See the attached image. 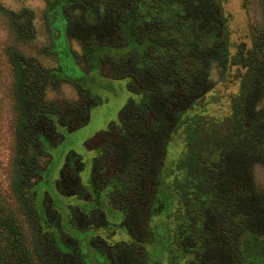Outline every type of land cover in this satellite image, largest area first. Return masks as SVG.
<instances>
[{
    "label": "rangeland",
    "instance_id": "obj_1",
    "mask_svg": "<svg viewBox=\"0 0 264 264\" xmlns=\"http://www.w3.org/2000/svg\"><path fill=\"white\" fill-rule=\"evenodd\" d=\"M189 1L192 5L187 11ZM199 2L64 0L61 9H57L66 21L61 27L59 21L51 23L48 0H0V211H3L5 221L10 218L8 202L20 222L28 228L12 194L14 165L24 157L33 161L31 196L37 203L44 228L52 235L60 232L61 250L65 253L78 249L82 242H78L79 233H75L70 225L68 203L74 201L71 200L74 192H85L82 184L90 185L89 173L98 168L101 183L107 188L99 190L98 200L90 201L92 211L87 205L89 202L83 207L93 215L98 205L107 214L102 216L105 224L95 226L93 233L100 236L107 224L120 248L123 244L133 246L130 236L137 238L134 251L117 252L120 248L115 247L113 263L252 264L248 260H252L255 251L253 239L259 232L264 233V147L255 144L249 152L217 149L210 145L211 138L205 142L203 136L202 164L198 172L194 175L186 172L171 175L170 172L185 150L183 132L187 124H178L181 115L200 118L202 125L205 122V127H211V137L219 139L224 133L222 123L232 116V99L240 94L253 38L264 30L263 2L213 0L220 9L216 11L217 19L205 15L197 6ZM29 19L30 26L27 24ZM131 21H135L132 36L139 41L140 47H145L151 36V45L146 48L143 62L137 61L133 54L125 57L126 48L133 41L124 35ZM52 30L63 32L67 48L73 54L71 59L75 64L69 65L64 60L62 63L69 77L59 70ZM160 42L165 45L159 50L154 45ZM218 44L225 53L229 52L234 59L232 63L214 55L212 50ZM19 54L26 59H35L42 71L33 70L30 81H37L42 87L38 91L34 87L30 90L33 100L29 105L21 100L13 71L12 60ZM257 57L261 63V56ZM173 58L174 63H163ZM96 63L100 70L95 72L96 76L120 80L129 77L131 89L147 95L143 101L144 114L135 109L130 113L129 110L134 108L131 100L129 109L120 113L119 121L128 125L125 126V141L117 140L120 138L111 126L114 114L128 100L125 84L115 82L114 91H108L106 86L110 82L102 79L88 82L86 79L87 90L80 91L74 81L82 78L79 72H91L89 64ZM164 64L168 68L163 70ZM251 88L243 103L242 121L247 127L258 119L264 120V87L257 84ZM97 96L102 100L91 99ZM55 107L59 111L54 110ZM25 110L35 123L40 147L34 145L24 153L18 129ZM86 113L90 115L89 119ZM58 116L61 126L56 130ZM85 119H88V126L78 133L81 143V147L77 144L78 151L98 157L97 147L114 146L107 148V155L101 157L98 164L85 165L87 171L81 172L80 178L74 177L68 168L61 169L62 154L72 137L60 149L54 145L61 142L59 133H64L66 127L75 129ZM178 125V132H174ZM101 129L111 133L98 135L97 130ZM110 138L115 140L109 144ZM83 139L94 141L83 145ZM90 149L95 150L91 152ZM57 151H61L57 158L59 166L50 168L56 179L53 181L47 173L51 156ZM86 160L83 159L84 164ZM136 160L139 163L135 167ZM119 166L123 178L117 174ZM60 169L61 174H58ZM175 180L181 182V188L179 185L172 193L167 191L162 196L163 188L160 187L168 184L172 187ZM127 182H131L129 188ZM133 188L137 190L134 192ZM86 197L87 193L78 196L77 205ZM75 209L73 207V211ZM121 209L129 212L124 215ZM74 217L83 220L78 229L80 234L87 235L91 231L87 227L92 223L86 225L76 211ZM151 218L156 219L155 226L161 228L156 242L149 240ZM97 235L92 240L97 239ZM258 239L263 240L262 237ZM95 242L104 248V244ZM91 244L87 247L85 242L81 248L90 253L92 264H110L109 259H104ZM245 256L246 259H240ZM261 263L264 264V260Z\"/></svg>",
    "mask_w": 264,
    "mask_h": 264
},
{
    "label": "trees",
    "instance_id": "obj_2",
    "mask_svg": "<svg viewBox=\"0 0 264 264\" xmlns=\"http://www.w3.org/2000/svg\"><path fill=\"white\" fill-rule=\"evenodd\" d=\"M262 2L264 18V0H262ZM48 4L49 12L52 11L51 17L49 16V18L53 25L62 16V12L58 13L57 9L58 7L61 9L64 0H48ZM191 5L192 2L189 1V7H186L187 11H190ZM197 6H200L201 11H203L205 15H210L213 19L216 17V11L220 10L213 0H200ZM222 19H225L223 15ZM27 24L29 26L31 25L30 19L27 20ZM134 24L135 21H131L130 27L124 33V35L133 40L125 50V57L133 54L137 61L143 62V60H145L144 55L146 54V48L151 45L149 39L151 36H149L146 46L140 47L139 41L134 38V35L132 36ZM52 32L53 34L56 33L55 30H52ZM54 37L57 38V36ZM163 45H165V43L160 42L154 46L160 50ZM141 50L143 54L140 53ZM112 52L114 53V51ZM212 52L227 63H232V61H234L229 52H224L220 44H218V46L216 45ZM65 53V55H73L70 50H66ZM257 55L261 56V63L258 62L259 59ZM12 62L14 65L13 71L15 74L16 86L19 89L21 100L29 105L33 100L30 90L34 87L38 91V89L42 87L37 81H30L34 73L33 70L41 71V66L35 59H26L20 54L14 55ZM159 63H162V61H159ZM163 63H174V58L171 60L166 59ZM68 64L72 65V63ZM61 67L66 70L62 63ZM161 68L164 70L168 68V66L164 64ZM246 68L247 72L240 83V94L232 99V116L222 123L224 133L219 139L211 137V127H205V122L204 125H202L200 118L187 117L181 122V124H187L186 135L189 140V156L187 160L183 161L182 167L188 165L192 172L199 169L202 164L201 151L202 145H204L202 141L203 136L205 137V142L209 141L211 138L212 143L210 145L217 149H235L240 152H249L255 144H261L264 147V120L258 119V121L254 122L249 127L245 126L242 121L243 103L244 100L247 99L251 89H253L251 87H255L257 84L264 87V30L259 36L253 38L252 48L250 49L249 57L246 61ZM130 79L129 77H125L121 80L125 84L126 91L134 93L135 91L131 89L132 82ZM141 94L145 97L147 96L145 92H141ZM44 107H46V105H44ZM141 108H145V103L141 105ZM54 110L59 111V108L55 107ZM34 126L35 123L32 122L30 113L25 110L18 129L20 144L24 153L34 145L40 147L39 144L37 145V143H39L38 134ZM32 164L33 161H28L26 158L22 157V160L16 162L14 165L12 194L17 203L19 213L24 216L28 228L26 229L24 227L23 223L17 218L15 210L6 202L9 205L7 209L10 210V218L8 221H5L3 211H0V264H88L79 250H76L75 254H72L73 251L69 253L62 251L58 235L49 234L44 228L37 203L31 196L32 187L30 184V177L34 174ZM4 201L5 200H3V202ZM258 237H262L263 240H259ZM258 237L253 239L252 243L255 256L252 255V260H248L252 261V264H262L261 262L264 260V233L259 232ZM246 258L245 256L240 259L243 260Z\"/></svg>",
    "mask_w": 264,
    "mask_h": 264
},
{
    "label": "flooded vegetation",
    "instance_id": "obj_3",
    "mask_svg": "<svg viewBox=\"0 0 264 264\" xmlns=\"http://www.w3.org/2000/svg\"><path fill=\"white\" fill-rule=\"evenodd\" d=\"M62 16H63V14H62ZM61 16V18L60 19H58L57 21H59L60 22V25H61V27L66 23V21H65V19H63V17ZM62 30H64V27L62 28ZM63 32H61V31H57L55 34H53V40H54V44H55V51L57 52V55H58V63H59V70L60 71H62L63 72V75H65L66 77H69V76H67L65 73L67 72L66 70H64L62 67H61V63H63V60L66 62V63H73V64H75L74 63V59H71V58H73V55H65L66 53H65V51L66 50H68V48H67V41L65 42L64 41V38L63 37H61V36H63V34H62ZM54 36H57V38H55ZM63 50H65V51H63ZM70 56H71V58H70ZM95 62V61H94ZM77 67V66H76ZM89 67L91 68V72H89V73H87V72H85V71H83V72H79L80 71V69H78L77 71L79 72V73H81V75H82V78H80L79 80H74L76 83H78V88H79V90L80 91H84V90H87V89H85V83L84 82H90L89 80L91 79L92 81H95V80H98V79H102V80H105V81H107V82H110L107 86H106V89L108 90V91H114V88H116L117 86H115V82H118V83H124L122 80H119V79H104V78H100L99 76H96L95 75V72H99L100 70L98 69V63H96V64H94V65H91V64H89ZM91 75H93V79L92 78H90V76ZM95 77V78H94ZM99 77V78H98ZM86 79H88L87 81H86ZM115 83V84H114ZM126 89V88H125ZM126 96L128 95V100L127 101H125L126 103L123 105V107H121L119 110H117V112L114 114L115 116V118L114 119H112L111 120V126H112V129H114V132H116L117 134H116V136L118 137V138H120V139H117L118 141H125V139L127 138V129H126V127H128V125H122L121 124V121H119V118L121 117L120 116V113L124 110V109H129V104H130V100L134 103V108L133 109H131V110H129V111H131L130 113H133V111H134V109L137 111V112H139L140 114L141 113H143L144 114V112L143 111H145L144 109H142L141 108V105H143L144 104V102H142V100L144 101L145 100V96L144 95H142L141 94V92H134V93H129L128 91H126ZM98 99V100H102V99H100L101 97H99V96H97V97H92L91 99ZM136 98H138V100H136ZM136 106V107H135ZM91 111V110H90ZM87 115H86V117H90V115H88V113H86ZM89 117H88V119H89ZM185 118H187V117H185V115L183 114V115H181V119H180V121H179V125L181 124V122L185 119ZM88 119H85V121L83 122V123H81V125L80 126H78V127H76L75 129H71V127L69 128V127H66L67 128V130H63V132L64 133H59V135H60V137L62 138V140H61V142L60 143H56L54 146L55 147H57V148H62V147H60V146H63V144H65L66 143V141H67V139L69 138V137H72V139H70V143H69V146L68 145H66L67 146V148H65V150H64V152H63V154H62V157H61V162H62V164H61V169L62 170H64V169H69V171H71V172H73V176L74 177H80L81 178V174H83V173H81V172H86L87 171V166H88V164L89 163H91V165H93V164H98L99 163V160H101L102 158L101 157H103V156H105V155H107V151H109V150H107V148L109 147V148H111V146H114V145H105L104 143V147L103 148H101L100 146L99 147H97L98 149H99V154H100V156H95L94 155V157L92 156H88V155H85L83 152H80V151H78V146H77V144H79L80 145V147H81V143L79 142V140H78V133L79 132H81L82 130H83V128L84 127H87L88 126V124H86V121L88 120ZM55 122H56V124H55V127H56V130H58L59 129V127L61 126L60 125V121H59V116L58 117H56V119H55ZM179 125L176 127V129L174 130V132H178V129H179ZM58 132V131H57ZM94 132H96V131H93V133ZM102 133H106V135H108V134H110L111 132L109 131V130H105V129H101V130H97V134L98 135H101ZM184 134V138H185V140H184V144H185V150L182 152V154H181V156L179 157V160L177 161V163L174 165V167H173V169H172V171L170 172V174L171 175H176L177 174V172H186L187 173V175L190 173V174H192V175H194V174H196L197 172H198V170L197 171H194V172H192L191 171V168L187 165L186 167H182V163H183V161L184 160H187V157L189 156V146H188V144H189V140H188V136L186 135V131H184L183 132ZM86 133L84 132L83 133V136L84 137H86V135H85ZM172 135H174V133L172 134ZM74 136H75V138H74ZM82 136V135H81ZM84 140V139H83ZM107 141H108V139H106ZM114 140L115 139H112V138H110L109 139V142H107V143H112V142H114ZM91 141H94L93 139H91V140H89V139H85L84 140V143H83V145H85V144H87V143H89V142H91ZM104 141V140H103ZM111 141V142H110ZM102 142V141H101ZM97 143H99V142H97ZM82 145V146H83ZM102 146V145H101ZM94 150L95 149H90V151L91 152H94ZM91 152H89V153H91ZM59 153H61V151H57V152H55L54 153V155H52L51 156V162H50V164H49V171H48V175L50 176V178L51 179H53V181H54V179H55V177L53 178L52 177V173H51V170H50V168L52 167H57V165L59 166V164H58V161H57V158L58 157H60L59 156ZM88 153V152H87ZM109 153V152H108ZM112 154V152L111 153H109V155H111ZM101 158V159H100ZM83 159H87L86 160V164H84L83 163ZM88 161V162H87ZM136 163L134 164V166L136 167V164L137 163H139V161L138 160H136L135 161ZM85 165H87V166H85ZM133 166V167H134ZM79 167H81L80 169H79ZM85 167V168H84ZM95 167V166H94ZM61 169L59 170V173L58 174H61ZM120 169H121V167L119 166V168L117 167L116 168V170H117V174H119V176H121L122 178H123V175H122V171H120ZM135 169H137V170H140L139 168H135ZM90 171V170H89ZM51 174H50V173ZM100 170H98V168H93V171L92 172H90L89 173V184L90 185H88V186H86V185H84V184H82V186H84L85 188V194L87 193V196L88 197H86V198H84L85 199V201L83 202V201H78L79 203L78 204H80V205H77V198H78V196H81L82 194H84V193H76V192H74L73 193V196H71L72 197V199L71 200H74V201H70L69 200V218H70V225H71V227H73L74 228V232L75 233H79V236H78V242L79 241H81L82 243H80L79 242V246H78V249H72V251H73V253L72 254H75V252H76V250H79V252H80V254L85 258V260H86V262L88 263V264H92V262L90 261V259H89V256L88 255H90V253L85 249V248H81L83 245H85V242H86V245L87 244H91V243H93V244H91V245H93V247L96 249V251L99 253V254H101L103 257H104V259L105 258H108L109 259V262H111L110 264H115V263H113V261H114V254H115V252L117 251L116 249H115V247L116 246H118L119 248H120V244L119 245H116L117 243L116 242H114V240L116 239V237H114V236H111V234H110V232L108 231V229H107V224H106V226H104L103 228H104V232H103V234H101L100 236H98L96 233H93V229H95L96 227H100L99 226V224H105V223H103V221H102V216H105L107 213H106V211L103 209V208H98V205H96L97 206V208L96 209H94L96 212L92 215V214H90L89 212H90V210L92 209L91 207H93L92 205H91V203H90V201L91 200H98L99 198H100V193H99V190L101 189V188H103V190L105 189L106 190V188H104V183H101V179H100ZM92 173V174H91ZM119 176H117V178H119L120 180L122 179L121 177H119ZM60 175H59V180H60ZM58 178V177H57ZM56 180V179H55ZM173 184V186L172 187H170V185L168 184V185H165V187H163V186H161L160 188H163L162 189V193H164V194H162V196H165V193L168 191V193L170 194V193H172V191H173V189H178L177 188V186H179L180 184H181V182H179V181H177V180H175L174 182H172ZM130 184H131V182H127L126 183V187H128V185L130 186ZM52 185H54V182L52 183ZM133 186L135 187V183L133 184ZM50 188H51V186H50ZM129 188V187H128ZM180 188H181V185H180ZM46 189V188H45ZM45 189H43L41 192H44V190ZM134 189V188H133ZM137 190V188H135L133 191L135 192ZM54 191L55 192H57L59 195H62L63 196V194L62 193H60L59 191H57V188H54ZM123 191H125V190H123ZM102 195V194H101ZM135 194H133V196H134ZM83 199V200H84ZM163 200L161 199L160 200V202H162ZM89 202V204H87ZM86 204L89 206V208H90V210H88V211H86L85 209H84V207L83 206H86ZM77 205V206H76ZM163 205L161 204V207H162ZM73 207H75L76 209L73 211ZM79 207H81L80 209H79ZM66 208V207H65ZM82 210H84V212L86 213V212H88L86 215H84L85 213L82 211ZM122 211H123V214L124 215H126L128 212L127 211H125V210H123V209H121ZM75 211H76V213H79V215H81L83 218H84V221H85V223H86V225H89V223H92V225H90V227H87L88 229H91V231L90 232H87V235H86V233H84V232H81V234H80V232H79V229H78V227L79 226H81V224H82V222L81 221H83V220H78L77 218H75L74 217V213H75ZM92 211V210H91ZM99 213H101V216L100 217H98L97 215L99 214ZM161 213H163V214H166L167 212H161ZM153 216H154V213H153ZM155 217V216H154ZM73 218H74V220H77L78 222H80V223H76L77 221H74L73 220ZM82 218V219H83ZM154 220H155V222H156V219H152L151 218V220L148 222V228H149V232H150V235H149V240H151V242L153 241V242H156L157 241V234H158V232H159V230H161V228H160V226L159 225H157V226H155V223H154ZM106 223H109L108 222V220H107V222ZM158 223V222H157ZM110 224V223H109ZM96 226V227H95ZM109 227V226H108ZM157 227V228H156ZM102 228V227H101ZM93 230V231H92ZM56 233H57V231H55ZM97 232V231H96ZM58 237L61 239V234H60V232H58ZM81 235V236H80ZM94 235H97L96 236V238L97 239H93L92 240V238H94L93 236ZM130 239H132L133 240V242H131L132 243V245L133 246H136L137 244L135 243V240H137V238H135V237H131L130 236ZM98 240H100V241H98ZM131 240V241H132ZM95 241H97V243L99 244H104V248H102V247H100V246H97L96 245V242ZM111 242H114L115 244H111ZM82 245V246H81ZM133 246H131L130 247V245L128 244V245H125V244H123V247L122 248H120V250L119 251H117V252H121V250H122V252H130L131 250L132 251H134L135 249H136V247H133ZM87 247H88V245H87ZM90 247V246H89ZM91 248V247H90ZM86 250V251H85ZM85 251V252H84ZM89 251H91V250H89ZM113 254V255H112ZM152 257L153 258H155V254H154V252H153V255H152ZM151 257V258H152ZM101 260H103V258H101Z\"/></svg>",
    "mask_w": 264,
    "mask_h": 264
}]
</instances>
